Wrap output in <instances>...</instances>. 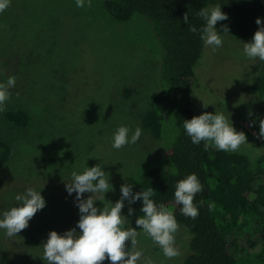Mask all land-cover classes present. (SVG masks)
<instances>
[{
  "label": "rangeland",
  "instance_id": "rangeland-1",
  "mask_svg": "<svg viewBox=\"0 0 264 264\" xmlns=\"http://www.w3.org/2000/svg\"><path fill=\"white\" fill-rule=\"evenodd\" d=\"M103 2L91 0L89 7L85 0L84 7H77L76 0H11L0 13V82L17 78L5 111L0 112V144L11 149L8 161L0 163V218L19 206L15 197L28 188L41 192L46 201L16 236L8 237L0 229V264H47L41 257L49 233L63 235L80 219L76 193L66 191L73 171L101 165L113 188L103 202L115 203L122 196L121 185L131 184L134 194L149 169L164 166L163 142L143 125L158 92L160 43L145 17L117 22ZM224 25L229 34H223ZM216 27L223 45L215 51L205 46L196 66L195 115L223 113L237 131L244 132L247 142L232 152L246 155L255 170L264 155V138H258L264 98L246 86L262 62L244 54L243 44L252 39H238L227 20ZM15 110L28 114L26 126L9 119ZM121 125L130 129L129 139L137 127L142 134L135 144L115 149L112 137ZM103 202L96 201V206L103 208ZM129 208L125 200L123 228H136L143 256L154 264H181L190 239L185 227L179 224L175 233L179 256L168 259L136 226L140 216L133 208L129 215ZM213 209L220 220L219 210ZM126 243L130 250L131 241ZM138 264H143V257Z\"/></svg>",
  "mask_w": 264,
  "mask_h": 264
},
{
  "label": "trees",
  "instance_id": "trees-1",
  "mask_svg": "<svg viewBox=\"0 0 264 264\" xmlns=\"http://www.w3.org/2000/svg\"><path fill=\"white\" fill-rule=\"evenodd\" d=\"M106 11L117 22L134 16L145 17L160 43L162 57L158 92L151 108L143 116L144 128L163 142L164 166L149 169L135 192L152 187L151 197L157 206L164 203L174 212L178 224L185 227L190 239L188 254L181 264H264V155L255 170L250 159L214 146L199 145L182 127L195 115L193 88L205 45L201 29L205 25L197 12L210 5L221 6L228 23L240 40H253L258 30L257 18L264 19V0H104ZM188 13L189 25L184 22ZM197 28L196 33L189 26ZM246 89L264 98V62ZM9 119L19 126L29 122L23 110L9 112ZM11 155L0 144V163ZM196 174L203 186L194 204L199 210L192 219L181 212L174 192L178 180ZM142 216V198L131 204ZM213 206L220 212V220Z\"/></svg>",
  "mask_w": 264,
  "mask_h": 264
},
{
  "label": "clouds",
  "instance_id": "clouds-1",
  "mask_svg": "<svg viewBox=\"0 0 264 264\" xmlns=\"http://www.w3.org/2000/svg\"><path fill=\"white\" fill-rule=\"evenodd\" d=\"M11 0H0V13H3L9 6ZM77 7H84L85 0H76ZM91 7V0H88ZM197 15L203 19L205 25L202 27L201 39L205 46H211L213 51L222 47L223 40L221 33L217 30L220 21L228 19L221 6L217 5L211 9L201 8ZM189 14H184V22L189 25ZM258 30L253 40L243 44L244 54L249 58H258L264 62V19L257 18ZM189 31L197 32L194 25L189 26ZM227 25L223 26V34H229ZM16 77H8L6 82H0V112L5 111V103L10 98L9 89L16 84ZM207 108L208 104L204 103ZM251 115V113H249ZM182 127L191 138L192 143L199 145L205 141V148L214 146L220 151H238L241 145L247 142L246 134L237 131L232 122L220 112H204L194 116L192 119H185ZM130 129L124 125L117 128L113 134L112 146L120 149L129 143L135 144L142 130L137 127L129 139ZM258 138H264V119L259 121ZM112 185L101 165L86 167L82 173L73 171L71 182H66V191L71 195L76 193V203L80 212V219L76 227L66 231L63 235L57 231H51L46 243L42 244L43 256L47 264H103L110 260L111 264H138L143 257V264H154L150 257H144L142 251L138 250V231L136 228L125 230V216L122 214L124 201L130 204L136 201H143L141 212L143 213L135 223L141 228L152 241L157 244L163 255L172 259L179 256V249L175 246V233L179 230V224L174 212L167 208L164 203L158 206L151 198L154 189L136 192L133 194L131 184L121 185L122 196L115 203L108 201L104 203L105 193L109 192ZM113 189V188H112ZM203 191L196 174L187 175L177 181L175 185L174 198L178 205H182L181 212L187 217L195 219L199 210L194 204L197 193ZM90 193L87 199L84 194ZM96 194H103L100 199H95ZM19 206L12 207L3 213L0 218V229L6 230L8 237L16 236L29 226V221L46 206V201L41 192L28 188L25 194L16 195ZM96 201L103 202V208L96 206ZM129 208V215L133 213ZM80 231L77 232L76 229ZM131 241V249L127 248V241Z\"/></svg>",
  "mask_w": 264,
  "mask_h": 264
}]
</instances>
